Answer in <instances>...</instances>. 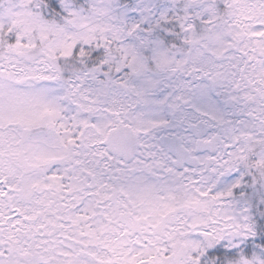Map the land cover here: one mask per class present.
I'll return each instance as SVG.
<instances>
[{
  "label": "snow or ice",
  "instance_id": "1",
  "mask_svg": "<svg viewBox=\"0 0 264 264\" xmlns=\"http://www.w3.org/2000/svg\"><path fill=\"white\" fill-rule=\"evenodd\" d=\"M0 264H264V0H0Z\"/></svg>",
  "mask_w": 264,
  "mask_h": 264
}]
</instances>
